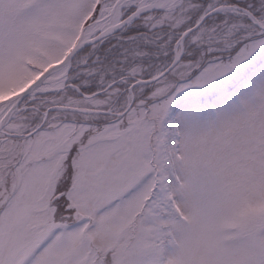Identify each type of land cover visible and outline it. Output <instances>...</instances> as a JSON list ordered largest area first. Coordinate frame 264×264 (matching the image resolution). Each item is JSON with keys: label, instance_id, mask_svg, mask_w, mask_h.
I'll use <instances>...</instances> for the list:
<instances>
[{"label": "snow or ice", "instance_id": "snow-or-ice-1", "mask_svg": "<svg viewBox=\"0 0 264 264\" xmlns=\"http://www.w3.org/2000/svg\"><path fill=\"white\" fill-rule=\"evenodd\" d=\"M0 264H264V0H0Z\"/></svg>", "mask_w": 264, "mask_h": 264}]
</instances>
